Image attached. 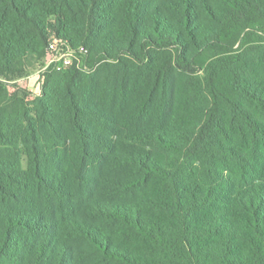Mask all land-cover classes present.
<instances>
[{"label": "trees", "instance_id": "16d2710c", "mask_svg": "<svg viewBox=\"0 0 264 264\" xmlns=\"http://www.w3.org/2000/svg\"><path fill=\"white\" fill-rule=\"evenodd\" d=\"M53 38L85 62L28 99L15 82ZM107 60L127 143L107 164L129 177L78 210L65 169L102 136L89 74ZM0 264H264V0H0Z\"/></svg>", "mask_w": 264, "mask_h": 264}, {"label": "rangeland", "instance_id": "374dc122", "mask_svg": "<svg viewBox=\"0 0 264 264\" xmlns=\"http://www.w3.org/2000/svg\"><path fill=\"white\" fill-rule=\"evenodd\" d=\"M85 59L86 56L81 51L75 52L71 56V62L79 61L78 62L79 65H81L82 63L84 64ZM113 63H117V62L107 60L106 62H103L99 66L94 65L92 66V70L95 69V71L89 74L90 78L92 79L91 83L97 86L96 91H95V87L93 86L94 87L93 90L97 92L95 94V100H97L98 105L100 104L101 108H103V110L106 112L104 118L106 123L101 124L100 122L91 120L90 126L93 129L92 131L98 132L102 134V136L101 135L95 136L98 137V139L93 141V143H95L94 144L95 147L93 146L94 150L91 154L92 158L90 160L86 161L84 165H81L80 160L78 161L76 156L75 157L76 160H74V164H72L73 166L65 169L66 187L70 190L71 194H74L76 196L74 199L75 201L73 202L78 210L83 209L84 205L91 198L108 197L109 194H111L109 193V191L113 187L111 186V184L115 182L116 178L123 179L125 177H129L128 174H126L127 171L129 172V170H116L111 168L110 166H108L107 158H106V156L109 155V152L106 151L105 146L111 145L113 146V150H121V149H125L124 145L127 144L125 142H121L115 136L117 130L120 128V126H116L115 122H117L120 116L125 112L126 103L124 102V99L117 100L112 98L106 91H104L101 88L103 83L102 78L108 75L110 71L111 74L119 72L125 76L123 70L124 68L122 67H112L113 69L110 67L106 69L104 67V65L106 66V64L113 65ZM45 70H46L45 65L42 67L40 64V66H38L37 69L32 70V73L30 75L16 80L15 85L27 91L28 99H34L35 97L42 96L44 78L46 74ZM122 87H123V91L125 92L132 91L133 89H139V86L137 84H132L130 78L127 76L125 79H123ZM181 89H182V80L178 76V78L175 79L174 84H172V90H171L172 98L169 99L166 103L167 104L166 106L168 107L167 110L171 111L175 107V105L179 102ZM93 98L94 96L92 95V97H90V100H94ZM125 98L127 102L128 101L131 102L130 97L129 99L127 98V96ZM160 112L162 111L159 110L158 108H155V110H153V115L157 116L158 113ZM159 115H164V114H159ZM154 116L151 117L149 115V117L152 118L151 122H153V120L155 119ZM106 130H110L113 134L110 135V137L106 135L103 136V133H105ZM101 139L104 143L101 142ZM77 162L80 168L79 167L77 168ZM148 192H149V188L146 186L143 187L142 189H138L131 193H136L137 195H141L143 193H148ZM124 193H129V192H124ZM120 194H123V192H120Z\"/></svg>", "mask_w": 264, "mask_h": 264}, {"label": "built area", "instance_id": "2783aa9c", "mask_svg": "<svg viewBox=\"0 0 264 264\" xmlns=\"http://www.w3.org/2000/svg\"><path fill=\"white\" fill-rule=\"evenodd\" d=\"M82 53L85 52L83 48H80ZM77 51L73 50L65 41L53 38L49 41L47 46V55L45 59V68L52 67L56 70H62L74 63L71 62V56ZM79 61H77L78 63Z\"/></svg>", "mask_w": 264, "mask_h": 264}]
</instances>
